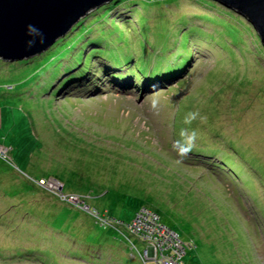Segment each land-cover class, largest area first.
Here are the masks:
<instances>
[{
	"label": "rangeland",
	"instance_id": "obj_1",
	"mask_svg": "<svg viewBox=\"0 0 264 264\" xmlns=\"http://www.w3.org/2000/svg\"><path fill=\"white\" fill-rule=\"evenodd\" d=\"M191 2L172 7L168 28L159 34L154 14L165 4L151 0L148 37L159 46L150 62L169 66L182 48L164 46L163 36H180L193 21L208 19L204 10L216 12ZM116 10L117 26H126L123 36L132 40L131 31L139 33L138 14L118 7L107 21ZM240 27L231 29L226 48L215 40L214 50L189 43L192 60L179 77L195 72L172 94L167 88L175 87L178 76H135L137 88L131 77L124 85L105 72L64 88L76 77L69 71L84 57L82 50L92 45L86 38L64 43V55L22 64L0 59V264H156L162 249L145 252L149 232L130 242L135 233L121 225L140 208L176 236L185 264H264V223L256 225L252 217L254 210L264 214L258 180L224 176L233 172L226 165L218 174L209 161L221 162V154L208 150L212 132L222 137L221 146L238 153L234 161L254 165L262 176L264 53L252 40L254 30ZM87 82L94 85L89 92L72 93ZM190 113L194 119L185 123ZM174 148L191 157L181 159ZM240 188L256 209L244 195L237 204ZM157 234H166L168 242L169 234Z\"/></svg>",
	"mask_w": 264,
	"mask_h": 264
},
{
	"label": "trees",
	"instance_id": "obj_2",
	"mask_svg": "<svg viewBox=\"0 0 264 264\" xmlns=\"http://www.w3.org/2000/svg\"><path fill=\"white\" fill-rule=\"evenodd\" d=\"M161 1L163 2V4H165L164 10L157 11L154 14V16H156V18L158 19H155L156 20L155 24H153L158 29L159 34H161L162 32L161 30H166L170 23L167 13L170 10H173L172 7H178L181 2V0L179 3H176L179 0H176V1L161 0ZM183 1H188V2L192 1L195 4L197 3L198 4L197 6L201 10L206 8L207 10L208 9L213 10V11L215 10L216 12L208 13L207 11L204 10L201 13V15H205L208 19L206 21L205 20L193 21L192 24L196 23V25L198 26L196 27V25H194V26L184 27L186 30L180 36L175 35V34H172V35L165 34L163 36L162 41H163L164 46L169 44L170 42H173L174 46L179 44V46L182 48L179 50L178 56H176L173 61H168V63H170L169 66H164V65L160 66V65H156L150 62L151 54H156V49L159 46L157 41H154L153 39H149L148 37V32H149L150 27L148 26L147 20H149L150 18V16L148 15L150 14V11H151V8H150L151 0H109V1H106L104 4L96 6L95 9L85 14L84 17H82V19L79 18V20L76 23H74V25L69 29V31H67L64 34V36L59 37L55 41H53V44L47 49H45L43 52H41L38 55H33L30 58L21 59L19 61H16V63H19V64L30 63L32 61H37L40 58H48L53 53L64 55L66 54L65 48L62 49L61 47L64 45V43H67L70 45L71 43H75V41H81L80 39L86 38L88 39L87 43H91L92 45L87 46L88 47L87 51L85 49L82 50L83 51L82 56L84 55V57L81 60L77 61L78 64L76 68L69 71L71 73H74L76 77L73 78L69 82L66 81L64 88L69 84L71 85V83L73 82L76 85V81H80V82L85 81L84 78L87 77V75L91 74L94 77H98L99 74H104L105 72H109V76H111L113 79H118V81L120 80L121 82L124 83V85H127L126 82L124 81V78L131 77L129 81L135 82L136 84L134 85L137 86V88H138V82L134 79L135 76H139L140 78H145L146 76L148 77V80L150 81H152L153 79L157 80L160 77L173 80V78L178 76L174 84L175 87L173 86L174 88H171L173 85L172 84V85H169L170 88H167V89H170L169 91L172 94L177 91L176 89L182 88L184 84L188 83L189 80L187 79L188 77H186L187 75H191V73L195 72V69L192 71L190 70L189 72H187L184 78L179 77V75H183L185 69H187L188 64L192 60V57H191L192 51L190 50L191 46H189V43H191L192 46H196V47H199L201 45L210 47L212 44H215L214 43V40H215V42L217 41L220 45L226 48L227 45L225 44L227 42V37L229 36V38H232L229 34L231 32V29L236 32L238 30V26L239 28H241L240 25H242V27H244L250 33L253 31L252 25L249 22H246L242 18L241 15H239L237 12H234L226 8L225 6L223 7L219 2L215 0H182V2ZM145 4L149 5L147 8V13H144L145 7H146ZM118 7H124L126 11H129L132 14V16H134V14H138L136 25L139 28V33L135 34L133 33V31H131L132 40H130L129 37L125 38L123 36V33H124L123 28L126 26H123V28L117 26L118 23H116V20H117V17L119 16L118 10H116L115 13L109 16L110 21H107L108 20L107 15H109L112 11H114ZM142 12L145 14V16L141 15ZM187 16L188 15L184 14V18H187ZM132 21L133 20L131 18L126 23L128 22L131 23ZM190 21H192V19ZM130 23L128 26L131 25ZM209 24L215 27V30L209 31L205 27V25H209ZM216 24L220 25L222 28H220ZM216 26L220 28V30L218 29L216 30ZM130 29L132 30L131 27ZM143 32L146 35H142ZM253 32H252L253 39L252 38L251 39L256 42L255 44L257 45L256 48L258 49V51L260 50L261 52L263 50L262 52L264 53V47L261 45L259 41L260 40L259 36H257L256 34L254 35ZM90 33H93V34L91 35ZM209 33H211L214 36H217L218 39L216 40V37L214 38ZM105 34L111 37L106 36L104 40L99 39L102 35H105ZM207 35H209L210 37H208ZM170 38L172 40H170ZM91 46H94L93 50H91L90 48ZM210 48L214 50L212 46ZM161 49L163 50L162 47ZM187 54L189 55L187 56ZM4 62L11 63L14 61H11V62L4 61ZM122 68H124V70L127 72L126 74H122ZM130 70L134 71V72H131L133 73L132 74L133 77L130 74ZM130 82H127V83H130ZM155 84L158 85L159 83L156 82ZM93 86L94 85L91 82H87V85H83V87H79L77 89L75 88V86H73L72 88L74 89V91H72V93H77V91L87 93L91 89H93ZM147 86L148 85H146L145 87ZM228 86H230V84ZM66 96L71 98L70 95H66ZM210 138H211V141L209 142L208 150L214 153H218V155L221 154L220 159H219L221 160L220 163L218 161L216 162V160H213V161L209 160L212 164L210 166L211 169H213L214 172L217 171L216 173L219 172L218 174H220L221 173L220 171H222L220 170V167L223 165H226L228 168L230 169L232 168L233 171L235 172L233 173L231 171H227V172L225 171L224 176L238 177V175H242L243 173L244 176L240 178V181L242 180L245 181V178H248V180L257 179L258 183L260 184L261 191L264 193V166L260 164L259 168H261V174H262V176L260 177V173H258L259 169L257 168L258 169L257 170L254 165L253 167L251 166L246 167L244 166L245 165L244 163L240 164L238 160L234 161V158L236 157L239 158L237 156L238 153L235 152L233 149H227L224 146H221L222 137L220 135H218L217 133L212 134L211 132ZM174 152L176 155L182 156L181 159H188V157H191V156H188L185 158L183 155L184 153L180 149L177 150L174 148ZM4 155L5 153L3 154V156ZM245 171L249 173L251 178L246 174ZM214 172L212 173L214 174ZM216 173L215 175H217ZM239 183L241 184V182ZM240 190H241V194L240 193L238 194L240 197L239 199H236L237 204H239L240 202L239 200H241L242 195H244L245 198L249 200V197L246 194V191H244V189L242 188H240ZM249 202L251 206H253L250 200ZM253 207L254 209H256L258 206L255 205ZM244 209H247V207H245ZM136 213H137V210H136ZM253 213L254 215L252 217L256 225H258V222L264 223V214L261 215L257 213L256 210H254ZM122 224H123L122 228L124 229V232L128 230L133 232L132 227L128 225L126 226V224L123 222ZM114 226L117 228V224H115ZM137 234L136 233L134 235L130 234V236L128 235L127 239ZM138 239L141 240L140 238ZM161 255L162 257L164 256V254H161ZM143 262L145 263V261Z\"/></svg>",
	"mask_w": 264,
	"mask_h": 264
},
{
	"label": "water",
	"instance_id": "obj_3",
	"mask_svg": "<svg viewBox=\"0 0 264 264\" xmlns=\"http://www.w3.org/2000/svg\"><path fill=\"white\" fill-rule=\"evenodd\" d=\"M106 1L0 0V59L19 61L43 52L79 18ZM215 1L249 22L264 46V0Z\"/></svg>",
	"mask_w": 264,
	"mask_h": 264
},
{
	"label": "built area",
	"instance_id": "obj_4",
	"mask_svg": "<svg viewBox=\"0 0 264 264\" xmlns=\"http://www.w3.org/2000/svg\"><path fill=\"white\" fill-rule=\"evenodd\" d=\"M130 227H132L134 233H138L139 235L143 233V231L151 233H148V236L151 239L148 242L151 243L152 245H150L156 250L162 249L161 251L159 250V252L161 254H164L163 257L161 255L160 264H184L182 263V261H180L182 252L179 251L180 245L176 240V236L173 233L166 231L162 225H159V223L157 224V221H155L154 219V215L149 210L139 209L135 217L131 220ZM158 231L163 233L166 232L167 234H169L168 242L162 239L166 237V234L161 235L162 237L160 236L159 238L156 237L158 236ZM159 239L162 241L158 244L156 241H158ZM157 245H163V248L169 247L170 250L168 251L171 254H165L164 252L166 251H163V248L161 246H159L158 248ZM173 246H175V249L172 251ZM177 246L179 248H176Z\"/></svg>",
	"mask_w": 264,
	"mask_h": 264
},
{
	"label": "clouds",
	"instance_id": "obj_5",
	"mask_svg": "<svg viewBox=\"0 0 264 264\" xmlns=\"http://www.w3.org/2000/svg\"><path fill=\"white\" fill-rule=\"evenodd\" d=\"M254 30V29H253ZM255 32V31H254ZM256 35H257V33H256ZM258 36V35H257ZM259 39H260V37H259ZM260 41V40H259ZM262 45V44H261ZM264 47V46H263ZM2 60V59H1ZM5 61V60H4ZM192 119H194V114H189V116L188 117H186V119H185V123H191V120ZM195 139H196V135H195V133L193 132L192 133V136H191V146L189 147V149H188V151L190 152L191 151V147H194L195 146ZM185 155H187V153H185ZM59 186H61V185H59ZM59 190V189H58ZM87 209H88V207H87ZM141 209V208H140ZM139 210V209H138ZM138 210H137V212H138ZM135 215L136 214H134V216H133V218L135 217ZM132 218V219H133ZM131 219V220H132ZM106 223V222H105ZM130 223H131V221L129 222V223H126V226L128 225V226H130ZM119 224V223H118ZM117 224V228H119V225ZM122 226H123V224H121ZM119 231H121L120 229H119ZM125 238H126V236H125ZM154 250V247H152L150 244H148V246H147V250L145 251L146 253H148V251H150L149 252V256L150 255H152L153 253H152V251ZM160 253V252H159ZM161 255V254H160ZM149 256H148V258H149ZM182 257V256H181ZM160 259H161V257L160 258H156V259H154L155 260V262H157L156 264H160ZM145 261V260H144ZM183 263V262H182ZM185 264V263H184Z\"/></svg>",
	"mask_w": 264,
	"mask_h": 264
}]
</instances>
